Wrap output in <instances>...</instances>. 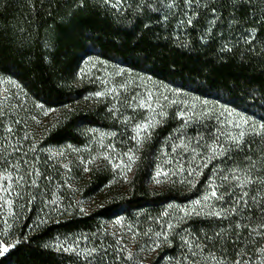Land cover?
Wrapping results in <instances>:
<instances>
[{"label": "trees", "instance_id": "1", "mask_svg": "<svg viewBox=\"0 0 264 264\" xmlns=\"http://www.w3.org/2000/svg\"><path fill=\"white\" fill-rule=\"evenodd\" d=\"M114 2L0 0V73L19 86L18 94L0 103V240L9 246L0 264H137L114 247L115 232L102 228L103 219L121 215L142 224L160 217L167 231L168 239L144 264H166V258L186 256L183 247L192 245L193 264H264V237L249 235L264 224V185L241 189L231 179V169H244L248 157L256 162L252 175L264 177V128L245 135L239 147L225 144L227 156L187 160L194 170L190 183L151 186L148 180L159 145L175 133L177 119L171 115L135 150L139 157L125 185L116 183L115 171L104 163L84 166L74 160L66 167L51 154L62 145L85 144L91 126L117 128L103 101L87 98L92 85L77 70L90 56L227 104L264 124V0H193L191 6L186 0H121L116 7ZM253 30L255 39H240ZM210 124L200 122L193 132L205 137L214 131ZM223 135L220 141L228 143ZM223 175L229 180L222 181ZM211 181L218 192L259 195L260 205L249 199L251 209L241 204L226 219L203 214L208 208L200 215H164L166 205L203 198ZM79 198L91 202L89 210ZM228 200L226 195L212 203L219 210ZM184 228L193 241L187 245L180 240ZM66 240L96 252L57 250Z\"/></svg>", "mask_w": 264, "mask_h": 264}, {"label": "rangeland", "instance_id": "2", "mask_svg": "<svg viewBox=\"0 0 264 264\" xmlns=\"http://www.w3.org/2000/svg\"><path fill=\"white\" fill-rule=\"evenodd\" d=\"M77 71L84 82L86 81L89 85H92V90L87 98L102 100L112 112V117L117 122H115L117 128L103 129L91 126L86 129L85 138L87 142H84L85 144L62 145L58 148H52L51 154L58 163L60 161L66 167L74 160L76 163H84V166L92 165V163H104L115 171L116 183L119 182L120 185L121 183L125 185L133 177V169L139 157L135 150L142 147V143L149 138L151 130L163 124L170 115L175 116L177 119L175 133L164 138L156 151V162L153 161L148 179L151 186L169 180L190 183L188 177L190 178L191 175L188 173L192 172L193 169L191 168L192 163H186L187 160L200 156L205 159L208 154H213L211 148L216 143H222L224 146L225 144H233L230 137L238 136L241 130L245 132V135L257 134L263 131V128H261V125H264L263 122L256 120V118L242 110L234 109L217 101L201 98L192 92L170 86L158 79L156 80L150 74L137 72L124 65L90 56L83 60ZM18 89L19 86L15 79L0 73V103L13 98V94L17 93ZM98 92L104 93V95L98 97L96 96ZM148 93L152 94V109L140 108L139 100H147ZM181 112L185 114L183 119L180 117ZM161 113L163 115H160ZM244 120H247L248 123L245 124ZM149 121L155 124V127L150 128L149 132L141 131L140 136L137 137L136 126ZM207 121L213 125L210 128L214 129L211 134L203 137L197 135L198 131L193 132V128L197 127L198 123ZM236 124H240L241 127L237 128ZM112 125L114 124L112 123ZM222 134L225 137L224 141L228 143L220 140L215 141L216 136L220 137ZM129 155L133 156L132 161L128 160ZM117 164H121V167H116ZM125 164H130V171L123 166ZM157 171L162 173L158 178L160 183L156 182L155 173ZM163 172L168 173L167 177L163 175ZM211 183L217 186L214 181H211ZM208 193H210V190L205 194ZM196 200H201V205H196ZM78 203L83 209H90L91 202L79 198ZM163 209L165 216L166 214L173 215L175 218L178 215L191 213L193 209L197 211L207 210L204 207L203 198L194 199L190 203H172L166 205ZM158 218L160 219V217ZM158 218H151L150 223L142 224L137 222L138 220H129L121 215L110 220L103 219L102 228L106 231L113 230L115 232L119 243L114 247L121 249L127 246L124 252L128 254L130 251L137 264H144L145 259H148L157 248H160L162 241H165L163 235H156L158 232H166L167 234L164 227L162 229V225L159 224ZM139 220L141 221V219ZM179 234L181 235L182 245L186 244L185 241L193 242L191 236L187 234L186 228ZM133 236H135L134 239ZM64 242L65 246L69 244L73 247L77 246V244H74L77 241L74 240ZM183 249H187L186 256L179 254L174 258H166L164 259L166 264H193L189 255V253H192L193 256L197 255L194 252L193 245L183 247Z\"/></svg>", "mask_w": 264, "mask_h": 264}, {"label": "snow or ice", "instance_id": "3", "mask_svg": "<svg viewBox=\"0 0 264 264\" xmlns=\"http://www.w3.org/2000/svg\"><path fill=\"white\" fill-rule=\"evenodd\" d=\"M121 0H115L113 6L116 7L120 4ZM186 3L191 6L193 3V0H186ZM196 3H199V0H196ZM171 5H169L170 7ZM215 10L213 9V12ZM192 17H189L187 19V24L191 25L192 24ZM214 23V22H213ZM211 29H209L210 31ZM240 39H242L244 42H249L252 39H255V31L253 30L252 32H249L247 36H243ZM104 93L98 92L96 93V96H103ZM165 99H167V97H165ZM152 94L148 93L147 95V100L141 99L139 100V107L140 108H145L147 107L148 109H152ZM160 115H163V113H161ZM184 113L181 112L180 113V117L181 119L184 118ZM244 123L247 124L248 121L244 120ZM237 128L241 127L240 124H236L235 125ZM155 127V124H153L151 121L149 122H145L143 124H138L136 126V131H137V137L140 136V132H149V129ZM261 128H264V125H261ZM250 130H254V129H250ZM12 130L9 129V132H11ZM259 134V133H257ZM245 136V132L243 130H241L238 134V136H233L230 137V140L232 141V143L236 146L239 147L241 141L243 140V137ZM220 137L216 136L215 141H219ZM138 143L140 142L139 140L137 141ZM211 151L213 153V156H227L228 153V149L225 148V146L222 143H216L215 146H213L211 148ZM212 157H209V160H211ZM128 160L132 161L133 160V156L129 155L128 156ZM248 163L246 165V167L244 169H240L239 167L237 168H233L231 169V179L233 181H236L238 186L241 189H244L245 187H247L248 185L251 184H259V185H264V177H259L256 176L254 177L252 175V170H254L256 168V162L252 161L250 157L247 158ZM124 167H126L129 171L131 170L130 164H125L123 165ZM204 167H207V162L204 163L203 165ZM116 167H121V164H117ZM199 167V166H198ZM88 170V169H85ZM194 171V170H193ZM241 173H243V175H241ZM161 171H157L155 173V176L157 177L156 182L160 183V180L158 179L161 176ZM175 175V173H173ZM193 172H189V175H192ZM163 175L165 177H167L168 173L167 172H163ZM6 179H10V177H7ZM222 181H228L229 180V176L228 175H223L221 177ZM33 183H35V181H33ZM219 186H214L212 183H209V189H210V193L205 194L203 196V201H204V207L208 208L209 211H207L206 214L208 216H215L217 218H227L228 215L236 213L237 208L243 204L244 207L251 209L252 205H260V199L261 197L259 195L257 196H252L249 197V193L247 191H241V193L239 195H233L232 192L229 191H225V192H218L217 188ZM6 190V189H5ZM229 197L228 202L222 206L219 210H217L216 206L211 202L212 200H215L217 202L219 201H224L225 200V196ZM249 199H251L252 201V205L249 204ZM6 203L8 204L9 207L12 206V201L6 200ZM51 203L56 204V201L53 200ZM196 205H201V200H196L195 201ZM229 205H234L235 207H229ZM81 211H83V209H81ZM192 213H195L197 215L202 214L201 212L197 211L196 209H193L191 213H185V215H190ZM167 215V214H166ZM245 219H248L247 217H245ZM237 227H240V225H237ZM243 227L245 229H247L249 227L248 224L243 225ZM173 228V225H167V229L171 230ZM257 234L260 235L262 237H264V224L259 225L257 228H252L251 231L249 232V235H253V234ZM157 236H161L163 235V238L165 240H167V234L165 233H157ZM217 235H220V233H217ZM135 238V236H133V239ZM185 243H188V241H185ZM13 247L15 245H12ZM158 246V245H157ZM127 248V246H124L123 248H121V251H125ZM57 250H63L64 252H69V253H75L76 255H84V256H91L93 255V253L96 252V249H87V250H80L78 248V244L76 247H73L71 244L65 246V242H61L57 244ZM9 251V246L5 245L4 242L2 240H0V255H2L3 253H7ZM262 253H264V249L261 250ZM128 259H132V253L129 251L128 252ZM101 259H103V257H101ZM234 264H240V261H235ZM247 264V262H246Z\"/></svg>", "mask_w": 264, "mask_h": 264}]
</instances>
